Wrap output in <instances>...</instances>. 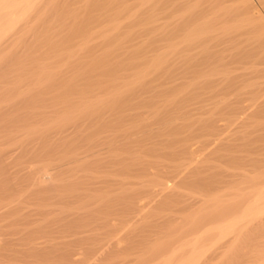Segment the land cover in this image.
I'll return each mask as SVG.
<instances>
[{"label":"bare ground","instance_id":"obj_1","mask_svg":"<svg viewBox=\"0 0 264 264\" xmlns=\"http://www.w3.org/2000/svg\"><path fill=\"white\" fill-rule=\"evenodd\" d=\"M124 1L0 0V52L4 50L9 52L11 49L10 51L14 53V49H17L20 44L24 45V53L21 51V47L18 48L20 49L18 56L13 59L9 57L11 59H8L10 62L0 69L1 81L7 83L12 81L10 84L13 87L20 83L19 86L21 87L22 82H25L23 87L27 88L31 85L29 83L35 82L34 85L39 86L34 87L32 90L36 91L40 88V92L43 86L42 88H45V91L49 89L47 91L50 93V90L56 89L55 85L67 70L66 60L73 59V57L76 59V56H82V53L85 55L89 54L95 50V47H99V51L103 55L99 54L100 57L93 58L90 62L85 61L84 65L89 66L91 69H88L93 71L94 74L96 71V74L89 76V74L91 75L89 70L88 72L90 73H88L87 77L83 78L84 80L80 79L79 77L85 75L87 71L85 69L82 71L84 66L82 69H78L79 66H77L76 73L79 72L78 77H75V79L69 77L71 81L68 82L71 83L67 86L68 89H66L65 93L57 94V92L62 91L63 85L66 86L68 82L62 83L63 85L58 84L57 86L62 88L61 90L59 88L58 91L56 90L58 95L56 97L62 98L63 95L65 97L66 94H74L78 95L80 100L86 101L89 98L87 94L90 91H85L84 89L87 90L90 87H94L95 84L101 83L100 80H103V78H106L105 81L103 80L104 84H106V81L108 84L107 87L106 85L104 87L106 88L104 89L105 94L103 93L104 97H97L98 94L96 93L95 105L89 106L88 103L82 105L83 107L76 111L78 112L76 115L77 120L74 117V120H76L74 122L75 138L72 143H75V145L80 144L76 146L74 144L72 146L71 144L66 145L65 148L67 149L65 150L70 152L72 149V153H74V151L76 152V150L80 149L82 144L85 145V148L87 146V150L82 145L81 148L85 150H82V152L79 150L80 152L74 153L73 157L66 158L65 155L64 157L63 155L60 156V159L57 157V162H63L57 166L51 164L52 167L49 165L52 160L56 164L59 163L55 161L54 157L50 162L48 159L46 160V155H49L52 150L49 153L45 151L46 154L42 161H46V164L44 163L40 167L37 166L38 168L36 167L35 170H31L28 173L29 177L26 175L28 178H26L27 181L24 184V188L19 190V186L17 191H15L16 188L14 190L17 198L15 194H7V196L5 194L3 198L6 197L8 199L10 196H14L16 200H23L25 203L36 201L37 207L40 206L39 212L44 215H50L52 211H49L52 209L62 210L61 212L59 211L60 213L58 212L61 214V216L58 214L60 216L58 220L63 221L65 226L72 225L71 220L68 218L70 217L67 213L68 211L66 212L65 210L68 198L84 200L98 196V203L95 202L96 205L100 203L98 206L101 205L105 208L117 207V204L120 205L121 203H117V197L119 201H121L120 199L122 201L125 199L124 202L121 201L124 204L120 205L122 206L120 208H123V211L125 210V213L122 212L124 215H129L133 211L135 213L141 212L140 215H142V211H145L146 207H155L161 203L164 205L167 200L173 198V200L171 199V201L166 203H176L177 208L175 207L174 212L185 214L188 209L190 211L194 210V212L190 213V215L188 214L189 217L187 215L181 217L183 218V221L180 218L181 222L178 219L179 215L178 217L170 216V212L173 211H169L167 206H165V210L168 209L169 215L160 216V220L156 219V221H153L155 223L150 222L152 227L158 229L166 226L165 229H172L171 225L179 220L181 225L177 230L180 234L174 241H171L173 237H170V234L174 235V237L177 234L170 231L169 239L165 235L162 236L163 240H158L154 237V239H149V235L148 237H143L142 240L147 241L144 244H149L150 248L155 242L161 241V243H158L161 245L154 250L153 256L151 255L153 252L146 251L147 249L153 251V248H145V252H149L153 257L152 262L154 264H172L176 258L179 259L178 262L174 261L177 264H198V262L199 264H205L203 260H207L208 256L206 258L202 250L210 247L208 248L207 245L206 248H201L202 243L200 246L202 250H198L200 248H197V244L199 241L202 242V238L211 234L212 231V237L218 232L217 236L219 239H217V242L221 239L224 240V243L220 241L225 246L223 249H226L229 243L234 240L231 235L241 228L244 231L246 229V231L244 233L240 232L244 236V241H240V243L245 242L247 244L248 240L250 243L252 240L254 242L257 238L254 235V231L256 233L264 232V218L255 222V219L264 213V120L258 121L259 123L255 124L254 129L251 130H247V128H250L249 124L246 123L248 121H243L252 116L264 115V81L261 82L264 77V68L262 69L264 67V0H132L130 2L126 0L130 6ZM132 5L136 7L133 8L131 7ZM130 7L136 10L129 9ZM140 23L143 26L142 29L137 27L138 29L140 28L139 33L143 30V34H146L144 31L147 34L144 40L140 41L138 38L139 41L135 44L134 38H136L135 36L138 37V35L133 36L136 28L132 30V27H136ZM157 33L160 37L157 36ZM243 34H249L251 38L242 40L240 35L244 36ZM140 35L143 36L142 34ZM30 36L34 37H32L33 42L26 40ZM77 38L80 39L78 40ZM130 40H132L134 45L132 43V45L130 44L131 46L129 45ZM68 43L69 46L67 45ZM45 48L49 49L47 51L55 53L51 56L49 52L44 50ZM255 48L260 53H258L260 58L258 59L257 57V60H255V55L257 54L254 53ZM42 50L46 51L43 53L44 55L39 53ZM37 51L39 52L37 53ZM99 51H94V54L98 55ZM7 52L3 53L4 56L3 54L0 55V62L8 54ZM19 52H22V55ZM251 52L254 53L255 57L253 59L255 61L252 59L253 53L250 54ZM78 59H76V62ZM64 61L66 63H62ZM1 63H4V61ZM38 64L39 66H37ZM259 65L262 66L261 69H259ZM34 67L39 69L37 73H35ZM261 73H263V77ZM65 74L68 77V74ZM61 79L60 82L62 81ZM76 79L86 81V85L84 82L81 84L82 86L85 85L86 88L80 87L77 83L80 81ZM8 87L9 89H6ZM8 87H3V90L14 92L17 88L14 89L12 87L14 89L12 91L10 89L11 86ZM27 88L24 93L28 92L30 94L31 92L29 91L31 90L29 89L32 87ZM42 90V94H46ZM21 91L17 97L24 94ZM11 92L7 93V95L10 94L8 98L13 100L15 97L11 98L13 96ZM5 93L4 91L3 94ZM91 93L93 92L91 91ZM28 94L22 95V99ZM89 95L91 96V94ZM4 96L6 94L2 98ZM31 96L28 95L27 97L31 100L33 98ZM28 98L25 100L26 103L30 101L27 100ZM48 98L50 97L48 96ZM37 100L41 101V98L38 96ZM8 101L9 104L11 102L12 108L14 101ZM25 101H22V103ZM70 101L68 106L72 107L74 103L72 104ZM32 102L35 103L33 100L30 104ZM8 103L6 104L8 105ZM14 104L17 107L20 101ZM64 118L66 119V117ZM262 118L264 117L262 116ZM219 119L220 121L225 120L227 123H235L237 126L239 125L237 122L240 119L242 120V122H239L240 128H243V130H239V126L237 128L236 134L238 133L239 138L237 135V138L220 137L218 138L219 142L215 138L218 142L216 151L223 150L225 153H222L221 158H223L220 160L212 158L219 164L224 165L225 169L222 165L218 169L216 165H214L215 167L209 165L208 162L212 161V158L208 159L210 157H205L206 159H203V156H200L201 159H199L196 153V151L198 152L201 149L199 147H203L210 137L213 138L218 135L222 125L218 124ZM253 134L256 137L252 136ZM205 137L207 141H205ZM239 139H241V142H237ZM57 148L60 149V147ZM97 148L98 150H96ZM65 150L63 151L64 153ZM83 151H86V154ZM68 165H71L70 169L64 173L62 167ZM50 171L55 172L51 174L52 172L50 173ZM171 182H173V185L170 184ZM186 185L187 187L190 185L192 187L190 189L193 190L190 193H186L188 197L180 192V187H185ZM111 194L115 196L117 194L116 199ZM20 202L17 203L20 204ZM114 202H116L115 206ZM5 205L9 210L10 216L12 213L14 216V218L11 216L13 219L9 223L14 224L16 221L14 220L16 218L14 214L19 212L16 209L20 206L16 208L11 202L5 203ZM103 207L99 208L103 209ZM120 210L117 212H121ZM54 211L56 212V210ZM113 212L114 215L117 213ZM73 214L75 215V213ZM118 214L120 215V213ZM16 216H18V213ZM123 218L124 221L127 220L124 216ZM128 218H131V216ZM112 220V218L108 217L104 219L102 224L104 229L102 228L101 232L104 230L102 234H106L109 237V240H107L109 245L113 246L114 244L119 249L121 247L120 244H124L123 241L126 238L122 233L124 228L117 226L118 223L116 224L115 220ZM118 220L120 219L118 218ZM32 222L30 223L33 224ZM36 224L38 227V223ZM100 226L99 229H101ZM129 226L131 225L129 224L127 227L129 228ZM141 227L143 228V226ZM142 228L137 232H143L145 229L142 230ZM131 229L129 228V230ZM173 230L175 229L173 228ZM123 231L125 233L126 228ZM132 231L133 229L130 234ZM152 231L155 234L158 232L155 229ZM101 232L98 231V234ZM149 232L147 233L149 234ZM136 233L134 235H137ZM130 234L126 236L130 237ZM138 234L142 235V233ZM97 236H95L96 239H98ZM239 237L242 236L239 235L237 238L239 239ZM237 238L235 239L237 240ZM91 239L94 243L95 238ZM129 239L125 240L129 241ZM138 239L136 242L141 241V239ZM78 240L80 239L78 238ZM150 242L154 243L151 245ZM45 243L47 244V242ZM233 243H235V240ZM250 243L247 247L252 246L253 243ZM104 245H101L103 246L102 248L105 247ZM214 245L211 247H215ZM31 246L33 247V245ZM235 246L242 247L240 244ZM216 247L221 248L222 246L218 245ZM235 248L232 253L229 252L231 254L229 256H232L234 252L238 254V250ZM242 248L244 249L246 246ZM242 248L239 251L243 253ZM3 249V245L0 242V250ZM43 249L34 250L37 253H42ZM92 249L97 250L94 247ZM94 250L90 251L94 252ZM138 250L140 249H137V252ZM103 251H105V248ZM135 251L132 252L131 250L134 254ZM98 252H96L97 255H99ZM208 252L210 251L208 250ZM147 253L145 254L146 256ZM205 253L207 254V252ZM218 254L219 252L214 255L218 256ZM222 255L224 256V254ZM222 255L221 257H223ZM243 255L240 254V256ZM225 256L227 257L228 255ZM235 256L233 258H236ZM261 256L263 261L264 254ZM0 257L3 258L5 256L0 254ZM147 257L149 258L150 256L148 255ZM203 257L206 259H203ZM71 258H69V262L72 260L75 263L76 259L74 261ZM200 258H202L201 262L199 261ZM238 259H235L237 263L233 264H244L242 263L244 260L238 263ZM133 262L131 263L133 264ZM228 262L230 264L232 260L229 259ZM253 262L254 260L250 264Z\"/></svg>","mask_w":264,"mask_h":264},{"label":"rangeland","instance_id":"obj_2","mask_svg":"<svg viewBox=\"0 0 264 264\" xmlns=\"http://www.w3.org/2000/svg\"><path fill=\"white\" fill-rule=\"evenodd\" d=\"M123 1V0H122ZM128 1V0H127ZM130 1H132V0H129V2ZM136 1V0H135ZM134 1V2H135ZM125 3H129V2H126V0L124 1ZM134 2H133V4H134ZM132 3V2H131ZM135 3H137V2H135ZM129 6H130V4H128ZM131 7H133V5L131 6ZM129 8V9H132V8ZM134 7H136L135 5H134ZM133 7V8H134ZM132 10H134V9H132ZM136 10V9H135ZM134 10V11H135ZM133 11V12H134ZM141 23H143V22H141ZM141 23H140V25H136V27H132V30L134 29V28H136V29H134V31H138L137 33L136 32H133V33H135V34H133V36H135V35H138V37L137 36H135L136 38H134L133 36V38H134V43L136 44V42H138L139 40L141 41V40H144L145 38H146V34H147V32L146 31H144V33H146V34H143V30L139 33V29L137 28V27H141V29H142V26H141ZM233 23V22H232ZM138 24V23H137ZM234 24V23H233ZM227 26V25H226ZM230 26H232V25H230ZM241 32V31H240ZM140 34H142L143 36H141ZM156 34V33H155ZM144 35H145V37H144ZM244 35V34H243ZM252 35V34H251ZM250 35V36H251ZM157 36H159L158 35V33H157ZM254 36V35H253ZM33 37V36H32ZM32 37L30 36L29 37V39H28V37H27V39L26 40H28V41H31V42H33L32 40ZM160 37V36H159ZM159 37H156V38H159ZM31 38V39H30ZM34 38V37H33ZM138 38H139V40H138ZM238 38H239V36H238ZM240 38H242V40L243 39H246V38H251V37H249V34L247 35V34H245L244 36H242V35H240ZM78 39V38H77ZM80 39V38H79ZM78 39V40H79ZM240 40V39H239ZM241 40V41H242ZM73 41V40H72ZM71 41V42H72ZM131 41V42H130ZM130 41H128V42H130L129 43V45L132 43L133 44V42H132V40H130ZM20 44V43H19ZM18 44V45H19ZM127 44V43H126ZM131 44V45H132ZM68 46H69V43L67 44ZM130 45V46H131ZM134 45V44H133ZM24 45L23 44H20V46L18 47V48H20L21 49V51L24 53V47H23ZM128 46V45H127ZM17 48V47H16ZM14 49V51L16 52H14L15 53V55H14V53L13 52H11L9 49H7V50H9V52H7L6 50H4L3 52H0V55H2L4 52H7L6 54V56L5 57H3L4 59L2 60L1 59V62L2 61H4V63H1L0 62V69H2L3 68V66L5 65V64H8V62H10L9 60H11V59H13V58H15V56H18V51H20V49ZM97 47H95V50L94 51H99V47L96 49ZM13 50V49H12ZM44 50H49V49H44ZM44 50H42V51H37V53L39 52L40 53V55H44L43 53H45L46 51H44ZM94 51H92L91 53H89V54H84V53H82L83 55V57L82 56H80V55H78V56H76V59L77 58H79L78 60H77V62H76V59L73 57V59L71 58V59H68V60H66V62H67V70L64 72V74L60 77V79L62 78V77H64V78H62L61 80V82H60V79L58 80V83L55 85L56 87V89L55 90H50V93L48 92L49 91V89H47L46 91L41 87V90L44 92V93H46V94H42V92H41V90H40V92H39V89L40 88H38V90H32L34 87H37V86H39V85H34V83L32 82V83H29V84H31L29 87L31 88V89H29V87L27 88V87H23V86H25V82L23 83L22 82V86L20 87L19 85L21 84H19V85H15L14 87L10 84L11 82H4V81H1L0 82V121L2 122V126H1V122H0V242L2 243V245H3V250H0V254H4V256L5 257H0V264H67V263H69V264H132L131 262H133V261H135V262H133V264H154L153 262H152V260H153V254H154V250H156V248H158L161 244H158V243H161V241L159 242V241H157V242H150V244L152 245L151 246V248H153L152 250L153 251H150L149 249H145V248H150L149 246V244H144V242L146 241H144V240H142V238L143 237H148V235L150 236L149 237V239H158V240H163V235H165V236H168L169 234H170V232L171 233H174V234H177V236L176 237H174V235H172V234H170L169 236L170 237H173L172 239L173 240H171V241H174L176 238H178V234H180L179 233V231L177 230L178 228H179V226L181 225V223L179 222V220H180V218L181 217H185L186 215L189 217V215H190V213H193L194 212V210L193 211H190V209H188V211H186L185 212V214L184 213H176V212H174V209H175V207L177 208V206H176V203L174 204V203H166L167 201H171V199L173 200V198H170V200H167L165 203H166V205H165V203H164V205L161 203L160 205H156L155 207H146L145 208V211L143 210L142 211V215H140V213L139 212H137V213H135V211H133L134 213H135V215H134V213L133 212H130V213H133V214H130L129 212V215L128 214H125L124 215V211H123V208L121 209L120 207H122V206H120L121 204L123 205L124 203H122V202H124V200L125 199H123V201H122V199H120L121 201H119L118 200V197H117V194H116V196L114 195V194H111V196L113 197H115V199H116V197H117V203H121L120 205L119 204H117V207L115 206L116 204V202H114L113 204H114V206L115 207H111V208H113V209H111L110 207L109 208H105V207H103V206H98L99 204H97L96 205V203H98L97 202V200H98V196L97 197H93V198H88V199H84V200H77V199H71V198H68L66 201H67V204H66V208H65V210H66V212L68 213V215L72 218H70V217H68L70 220H71V222H72V225H67V226H65V225H63V221H59L58 220V218L61 216V214H59L62 210H59L58 211V209H52V210H50L49 212H51L50 213V215L49 214H45L46 215V217H45V215L44 214H41L39 211H40V206H38L37 207V203H35L36 201H32V202H24L23 200H16V198H17V196H16V194H15V192H14V190H15V188H16V190L15 191H17V188L20 190V188L21 189H23L24 188V184H26V181H27V179L26 178H28L29 176V174L28 173H30V171L31 170H35V168L37 167V166H42V165H44V163L46 164V161L44 162V161H42L43 160V158L45 157V154L48 152H50L51 150H52V152L51 153H49V155L47 154L46 155V160L48 159L49 160V162H50V160L51 159H54L55 158V161L57 162V160H58V158L60 157V156H62L63 155V157H64V155L66 156V158H70V157H73V155H74V153H77V152H80L79 150H81V152H82V150H87V146H86V148H85V145L84 144H82V145H84V148L82 149L81 147H82V145H81V147H80V149H78L77 147H75L76 149H78V150H76V152L74 151V153H72V149L70 150V152H67L68 150H65V149H67V148H65L66 147V145H69V144H71V146L74 144L75 145V143H72L74 140V138H75V136H74V134H75V131H74V122L77 120V117H76V115H77V113L78 112H76L77 111V109H80V108H82L83 106L82 105H84V104H86V103H88V105L90 106V105H95V100H96V95L98 94V96L97 97H104V89H106V88H104L105 87V85H106V87H107V81H106V84H104L105 82H103V80L105 81V79L103 78V80H100L101 81V83H97V84H95L94 85V87H90V88H88L87 90L86 89H84L85 91H90V92H88L89 94H91V96L89 95V94H87L88 95V97L89 98H87V100L85 101V100H80L79 98H78V95H67L66 94V98L64 97V95L62 96V98H58V97H56V96H58L57 94H59V93H65L67 90L66 89H68V87L67 86H69L70 85V83L68 82V81H71V79H69V77L70 78H72V79H75V77H78V75H79V72L78 73H76L77 71V66H79L78 67V69H82V67L85 65V61L86 62H90L91 60H93V58H96V57H100V55L99 54H101V52L99 51L98 52V55L97 54H94L95 52ZM21 52V53H22ZM47 52H49V51H47ZM20 53V52H19ZM20 53V55H22ZM36 53V54H37ZM50 53V55L52 56L55 52H49ZM97 53V52H96ZM253 52H251L250 54H252ZM254 53H259V51H258V49L257 48H255V52ZM254 53L252 54V59L255 57V60H257L256 58L258 57V59L260 58V56H259V54L257 55H255L254 56ZM17 54V55H16ZM14 55V56H13ZM38 55V54H37ZM101 55H103V53L101 54ZM3 56H4V54H3ZM91 56V57H90ZM9 57H11V59L9 58ZM81 57H82V59H81ZM1 58V57H0ZM83 58H85V59H83ZM89 60H88V59ZM9 59V60H8ZM81 59V60H80ZM87 59V60H86ZM254 60V59H253ZM254 60V61H255ZM5 61H7V62H5ZM71 61V62H70ZM79 61V62H78ZM65 61L64 62H62V63H66ZM72 62H73V65H72ZM76 62V63H75ZM82 62V63H81ZM71 63V64H70ZM75 63V64H74ZM69 65V66H68ZM75 65V66H74ZM37 66H39V64L37 65ZM5 67V66H4ZM72 67V68H71ZM76 67V68H75ZM259 69H261V65H259ZM35 69L34 70H36V72L33 70V72H35V73H37L38 71L37 70H39L37 67H34ZM70 68V69H69ZM88 68H90L89 66H84L83 67V70L82 71H84V69L87 71V73L85 74V75H83V76H80L79 78L80 79H85L86 77H87V75H88V73H90L91 72V75L89 74V76H93V75H95L96 74V71H95V74H94V72L93 71H91L90 69H88ZM264 67H262V69H263ZM73 69H75V70H73ZM90 70V72H88ZM68 71H70V73H68ZM75 71V72H74ZM33 72H32V75H33ZM73 72V73H72ZM65 73H67L68 74V77L67 76H65L66 74ZM74 73H76L77 74V76H76V74H74ZM264 73V72H263ZM263 73H261V75L263 74ZM75 75V76H74ZM73 76V77H72ZM262 77H263V75H262ZM262 77H260V78H262ZM63 79H65V80H63ZM83 79V80H84ZM77 81H80V82H77L78 84H79V86L81 87L82 85V83L84 82V81H82V80H78V79H76ZM259 80H261V79H259ZM82 81V82H81ZM264 81V77L262 78V80H261V82H263ZM4 82V83H3ZM66 82H68V83H66ZM102 82H103V84H102ZM65 84L66 83V86L65 85H63V84ZM86 83V81L84 82V84ZM4 85V86H2V85ZM6 84V85H5ZM28 84V83H27ZM26 84V85H27ZM58 84H62L63 85V88L62 87H58L57 85ZM83 84V85H84ZM99 84H101V85H99ZM62 85H59V86H62ZM86 85V84H85ZM85 85L84 86H82V88H86L85 87ZM97 85V86H96ZM5 86H11V88L10 89H12V91H14V89L17 87V88H19V89H17L16 88V90L14 91V92H11V90H3V87H5ZM19 86V87H18ZM28 86V85H27ZM14 89H13V88ZM103 87V88H102ZM26 88L27 89H29V90H31V91H29V92H33L32 94L30 93V94H28V92L27 93H24V90H26ZM47 88V87H46ZM58 88H59V90H61V88H62V91L61 92H57V94H56V90L58 91ZM94 88V89H93ZM6 89H9V87L8 88H6ZM102 89V90H101ZM22 90V91H21ZM94 90V91H93ZM259 90H261V88H259ZM263 90H264V87H263ZM262 90V91H263ZM4 91L6 92L5 94H6V96H4V98H2V96L3 95H5V94H3L4 93ZM22 92V93H24V94H22V95H24L25 96V94H28L29 96H33V94H34V92H36L35 93V95L34 96H36V97H34L33 96V98H36V99H33V98H31V100H30V98H28L27 96L28 95H26V97L24 98V99H22L23 98V96L21 95V93H20V95L21 96H19V97H17L18 96V93L19 92ZM53 91V92H52ZM91 91L93 92V93H91ZM103 91V92H102ZM12 93L13 94V96H11V98H13V97H15V98H13V100H11L10 98H8V97H10L9 95L10 94H8L7 95V93ZM48 92V93H47ZM102 92V93H101ZM3 95H2V94ZM17 93V94H16ZM97 93V94H96ZM104 93V94H103ZM11 94V95H12ZM39 94V95H38ZM49 94V95H48ZM96 94V95H95ZM16 95V96H15ZM53 95V96H52ZM62 95V94H61ZM31 96V97H32ZM38 96L41 98V101H43V102H41L40 100H37V98H38ZM48 96L50 97V98H48ZM55 96V97H54ZM73 96V97H72ZM95 96V97H94ZM53 97V98H52ZM64 97V98H63ZM26 98H28L27 100H30V101H28V103H29V105H28V103H26ZM73 100H72V99ZM4 99V100H3ZM14 99H15V101H14ZM18 99V100H17ZM45 99V100H44ZM67 99V100H66ZM69 99V100H68ZM79 99V100H78ZM8 100H10V101H14V103H18L19 101H20V104H17V107H15L16 106V104H12V108H11V102H10V104L8 103L9 101ZM35 101V103H33L32 102V104H30V102L31 101ZM71 100V101H70ZM8 101V102H7ZM22 101H25V102H23L22 103ZM39 101V102H38ZM68 101V102H67ZM69 101L73 104V106L72 107H70V106H68V104H69ZM6 103H8V105L6 104ZM91 103V104H90ZM248 103V102H247ZM22 104V105H21ZM25 104V105H24ZM244 104H246V103H244ZM14 106V107H13ZM9 107V108H8ZM24 107V108H23ZM21 114V115H20ZM23 114V115H22ZM28 116V117H27ZM261 115H256V116H252V117H250V118H247V119H245V120H243L244 122L245 121H248V122H246L247 124H249V127L250 128H247V130H251V129H254L253 127H254V125L255 124H257V123H259L260 122V120L261 121H263L264 120V118H262V116L264 117V115H262L261 117H260ZM64 117H66V119L64 118ZM74 117H76V120H74L75 118ZM257 117V118H256ZM258 117H260V118H258ZM15 118V119H14ZM68 118H70V119H68ZM13 119V120H12ZM15 120V121H14ZM255 120V121H254ZM12 121H13V123H12ZM223 121V122H222ZM225 120H221L220 121V119H219V122H218V124H222L221 125V130L218 132V135L217 136H215V137H213L214 139L216 138L217 140H218V138H237V136H238V138L240 137L239 135H238V133L236 134V131H237V128H238V126H239V130H243V128H240V123L239 122H242V120H240L239 119V122H237L239 125L237 126V124H235V123H227L226 121L224 122ZM259 121V122H258ZM10 125H11V127H10ZM223 125H225V126H223ZM251 125V126H250ZM73 126V127H72ZM6 127V128H5ZM6 129V130H5ZM9 130V131H8ZM65 131V132H64ZM64 133V134H63ZM257 133V132H256ZM9 134V135H8ZM235 135V136H234ZM237 135V136H236ZM257 135V134H256ZM62 136V137H61ZM252 136H254V134L252 135ZM251 136V137H252ZM250 137V136H249ZM254 137H256V136H254ZM212 137H210V139L207 141L206 140V137L204 138L205 139V141H207L206 142V144H204L203 145V147H199V148H201V149H199V153L196 151V153H197V158L199 157V159H201L200 158V156H203V159H206L207 157H210V158H208V159H211L212 157H214V158H218L219 160L220 159H222L221 158V155H222V153L224 154L225 153V151H223V150H219V151H216L217 149V147H218V142H219V140H218V142H217V140L215 141L214 139H213ZM243 138V137H242ZM55 139V140H54ZM69 139V140H68ZM213 141H215V142H213ZM56 140H57V142H56ZM55 141V142H54ZM71 141V142H70ZM241 142V139H239V140H237V142ZM213 142V143H212ZM85 143V142H84ZM88 143V142H87ZM87 143H86V145H87ZM216 143V144H215ZM64 144V146H62ZM80 144V143H79ZM79 144H76V145H79ZM56 147H55V146ZM59 145V146H58ZM75 145V146H76ZM200 145V144H199ZM198 145V146H199ZM207 145V146H206ZM214 145V146H213ZM54 146V147H53ZM196 146H197V144H196ZM217 146V147H216ZM48 147V148H47ZM50 147V148H49ZM53 147V148H52ZM57 147H60V149L59 148H57ZM74 147V146H73ZM89 147V146H88ZM211 147H212V149H211ZM99 148V147H98ZM98 148L96 149V150H98ZM92 149V148H91ZM49 150V151H48ZM55 150V151H54ZM65 150V153L63 152ZM92 150H95V149H92ZM45 151H46V153H45ZM201 151V152H200ZM215 151H216V153H215ZM44 152V153H43ZM57 152V153H56ZM86 152V151H85ZM84 151H83V153H85ZM88 152V151H87ZM59 153V154H58ZM62 153V154H61ZM67 153H69V154H67ZM83 153H80V154H83ZM212 153V154H211ZM215 153V154H214ZM71 154V155H70ZM86 154V153H85ZM53 155V156H52ZM69 155V156H68ZM220 155V156H219ZM43 156V157H42ZM68 156V157H67ZM54 157V158H53ZM58 157V158H57ZM206 157V158H205ZM50 158V159H49ZM65 158V159H66ZM214 158H212V161L210 160L209 162H208V164L209 165H212V166H214V165H216V167H217V169L218 168H221V165L222 164H219L217 161H215V159ZM57 159V160H56ZM60 159V158H59ZM64 159V160H65ZM45 160V159H44ZM68 160V159H67ZM214 160V161H213ZM48 162V161H47ZM63 162V161H62ZM61 161H58L57 163H59V164H56L55 162H53V160H52V163L50 162L49 163V165L52 167V165L54 164V165H60L61 163H62ZM52 164V165H51ZM218 165V166H217ZM56 166H54V167H56ZM70 166L71 165H68V166H65V167H62L63 168V170H64V173H65V171L67 172L69 169H70ZM220 166V167H219ZM223 167H224V165H222ZM215 167V166H214ZM38 168V167H37ZM65 168V169H64ZM227 168V167H226ZM3 169V170H2ZM61 169V168H60ZM224 169H225V167H224ZM2 171V172H1ZM58 171V170H57ZM52 172V173H51ZM53 172H55V171H50V173L51 174H53ZM60 172V171H59ZM4 173V174H3ZM58 173V172H57ZM62 173H63V171H62ZM55 174V173H54ZM8 175V176H7ZM26 175L28 176V177H26ZM56 175H58V174H56ZM64 175V174H63ZM6 177V178H5ZM6 179V180H5ZM26 179V180H25ZM20 180V181H19ZM2 181V182H1ZM6 181V182H5ZM13 181V182H12ZM4 182V183H3ZM6 183V184H5ZM12 183V184H11ZM21 183V184H20ZM173 182H171L170 184H172ZM3 184V185H2ZM6 186H5V185ZM18 184V185H17ZM15 185H17V186H15ZM173 185V184H172ZM5 187V188H4ZM14 187V188H13ZM185 187H187V185L185 186ZM185 187H180V192L184 195H186L187 196V194L186 193H190V192H192L193 190L192 189H190V185H188V187L187 188H185ZM9 189V190H7V189ZM12 188V189H11ZM192 188V187H191ZM3 189V190H2ZM4 190H6L5 192H3ZM11 191V192H10ZM183 191V192H182ZM8 192V193H7ZM4 194V195H3ZM5 194H6V196H7V194L8 195H12V194H15V197L14 196H10V198H6V197H4L3 198V196H5ZM186 196H184V197H186ZM188 197V196H187ZM10 199V200H9ZM174 199H176V198H174ZM5 200H6V202H5ZM13 200V201H12ZM69 200H70V204H69ZM99 200H100V198H99ZM16 201V202H15ZM19 201H21L20 202V204L19 203H17V202H19ZM9 202H11V203H13V206H15L16 208L18 207V206H20V207H18V208H20V209H16V210H19V212H17L18 213V216H16L17 215V213H15L14 215H15V219L14 220H16L15 221V223L14 224H10L9 223V221L10 220H12L13 218H14V216H13V213L11 214V216H13V218L10 216V213H8V209H7V207H6V205H5V203L7 204V203H9ZM73 202V203H72ZM78 202V203H77ZM96 202V203H95ZM101 202V201H100ZM23 203H25V204H27V205H25V204H23ZM102 203V202H101ZM93 204V205H92ZM35 205V206H34ZM69 205H70V207H69ZM96 205V206H95ZM72 206V207H71ZM88 206V207H87ZM165 206H167V208L169 209V211H173V212H170V216H172L173 215V217H178V215H179V217H178V222L177 223H175V224H172L171 225V227H172V229L170 228V226H169V228L170 229H165L166 228V226H162L161 228H158V229H156V228H154V227H152V222L155 220L156 221V219H158V220H160V216L162 217H164V216H167V215H169V211H168V209L167 210H165L166 209V207ZM6 207V208H5ZM86 207V208H85ZM99 207H103V209L102 208H99ZM124 207V206H123ZM165 207V208H164ZM119 208V209H118ZM164 208V209H163ZM38 209V210H37ZM121 209V210H120ZM163 209V210H162ZM171 209H173V210H171ZM193 209V208H192ZM191 209V210H192ZM196 209V208H195ZM6 210V211H5ZM54 210H56V212L54 211ZM74 210V211H73ZM94 210V211H93ZM118 210H120L121 212H117ZM6 213H5V212ZM38 211V212H37ZM113 211H115V212H117L115 215H114V212ZM37 212V213H36ZM59 212V213H58ZM72 214H71V213ZM122 212H124V213H122ZM145 212V213H144ZM25 213V214H24ZM73 213H75V215H77V216H75ZM103 213V214H102ZM118 213H120V215L118 214ZM127 213V212H126ZM23 214V215H22ZM40 214V215H39ZM58 214L60 215V216H58ZM113 216H112V215ZM123 214V215H122ZM181 214H184V215H181ZM189 214V215H188ZM73 215V216H72ZM79 215V216H78ZM92 215H94L93 217H92ZM122 215V216H121ZM143 215H145L144 217H143ZM5 216V217H4ZM9 216V217H8ZM75 216V217H74ZM81 216V217H80ZM85 216V217H84ZM90 216V217H89ZM117 216H118V218L120 219V220H118V218H117ZM120 216H121V218H120ZM123 216L128 220H125L124 221V218H123ZM127 216V217H126ZM131 216V218H128V217H130ZM134 216V217H133ZM2 217V218H1ZM74 217V218H73ZM87 217V218H86ZM103 217V218H102ZM112 218L113 220L112 221H114L115 220V223L117 224V226H122V229L123 230H125V228H126V232L124 233V231L122 230V233L124 234V236L126 237L125 239H129L130 237H132V238H130L129 239V241H127V240H125L124 239V241H123V243L124 244H120V250L118 249V247H115L114 246V244H113V246H111V245H109V243L107 242V240H109V237H107V235L105 234H102V232L104 231H102L101 232V230H102V228L104 229V227H103V222H104V219L105 218ZM133 217V218H132ZM41 218V219H40ZM46 218V219H45ZM50 218V219H49ZM52 218V219H51ZM56 218V219H55ZM86 218V219H85ZM95 218V219H94ZM117 220H116V219ZM141 218V219H140ZM261 218H264V213L263 214H261V216L259 215V218H256L255 219V222H257V221H259ZM8 219V220H7ZM30 221H29V220ZM39 219V220H38ZM81 219V220H80ZM89 219V220H88ZM103 219V220H102ZM162 219V218H161ZM182 219V221H183V218H181ZM43 220V221H42ZM51 220V221H50ZM57 220V221H56ZM80 220V221H79ZM86 220V221H85ZM96 220V221H95ZM129 220H132V221H129ZM33 221V222H32ZM36 221V222H35ZM38 221V222H37ZM42 221V222H41ZM58 221H59V223H58ZM136 221H138L137 223H136ZM146 223H145V222ZM181 221V220H180ZM181 221V222H182ZM25 222V223H24ZM26 222H27V224H26ZM30 222H32L33 224H31ZM141 222H144V223H141ZM151 222V223H150ZM22 223V224H21ZM36 223H38V227H37V224ZM49 223V224H48ZM57 223V224H56ZM62 223V224H61ZM91 223V224H90ZM137 225H136V224ZM138 223H141V224H138ZM153 223H155V222H153ZM7 224V225H6ZM10 224V225H9ZM52 224V225H51ZM78 224V225H77ZM84 224V225H83ZM120 224V225H119ZM131 225V226H129V228H132L133 229V234H132V232H131V234H130V231L132 230H129V228L127 227L128 225ZM133 224V225H132ZM149 225V227H148V225ZM30 225V226H29ZM41 225V226H40ZM83 225V226H82ZM99 225H101L100 226V228L101 229H99ZM138 225H141V226H143V228L141 227V226H139L138 227ZM146 225V226H145ZM29 226V227H28ZM71 226V227H70ZM124 226V227H123ZM126 226V227H125ZM145 226V227H144ZM35 227V228H34ZM41 227V228H40ZM44 227V228H43ZM137 227V228H136ZM176 227V228H175ZM13 228V229H12ZM39 228V229H38ZM69 228V229H68ZM135 228V229H134ZM139 228V229H138ZM140 228H142V230L143 229H145L143 232H145V234H143V232H141V231H139V232H137L138 230H140ZM149 228L151 231L149 232V229L147 230V229ZM157 230L158 232H156V234L155 233H153V231L152 230ZM173 228L176 230H173ZM30 231H29V230ZM47 229V230H46ZM59 229V230H58ZM66 229H68V231H66ZM94 229V230H93ZM127 229H128V231H127ZM137 229V230H136ZM165 229V230H164ZM46 230V231H45ZM57 230V231H56ZM60 230H61V232H60ZM64 230V231H63ZM70 230V231H69ZM243 228H241V229H239L236 233H234V234H232L231 235V237H233V239L235 240V243H233L232 244V242H234V240H232L230 243H229V245H228V247L226 248V249H223V247H225V246H223L224 244H222V243H224V240H219L218 242H217V239H219V237L217 236L218 235V232H217V234L216 235H214L213 237H214V239H213V237H212V232H211V234H208L207 236H205V237H203L202 238V242L201 241H199V243L197 244V248H200V246L202 245V243H203V247L201 246V248H206V246L208 245V248L209 249H207V251H206V249H204V250H202L201 248L200 249H198V250H202V251H204V254H205V256H206V258H207V256H208V258H207V260H203V262H205V264H224V262L225 261H227V259H228V261H229V259L230 260H232V262H230V264H233V263H237V259H238V263H239V261H242V260H244L242 263H244V264H250V262H252L253 260H254V262L253 263H251V264H256V263H259V262H262V263H259V264H264L263 263V261H264V258H263V261L261 260L262 259V254H264V232H257L256 233V231H254V235H256L257 236V238L254 240V242H253V240L251 241V243L249 242V240L247 241L248 243L246 244L245 242V246H246V248H242V247H245L244 246V243H240V241H244V236H243V233L246 231V229H245V231L243 230ZM40 231V232H39ZM56 231V232H55ZM98 231L99 232H101V233H99L98 234ZM163 231V232H162ZM170 231V232H169ZM28 232V233H27ZM33 232V233H32ZM46 232V233H45ZM93 232V233H92ZM137 232V233H136ZM147 232H149V234L147 233ZM240 232H243V233H240ZM42 233V234H41ZM46 235H45V234ZM98 234V236H97V234ZM121 233V234H122ZM127 233V234H126ZM134 233H136L137 235H134ZM138 233H142V235H139ZM147 233V234H146ZM161 234L160 236H159V234ZM167 233V234H166ZM214 233H215V230H214ZM260 233V234H259ZM122 234V235H123ZM130 234V237L129 236H126V235H129ZM150 234H152V235H150ZM207 234V233H206ZM248 234V233H247ZM27 235V236H26ZM31 235V236H30ZM94 237H93V236ZM102 235V236H101ZM131 235H133V236H131ZM242 236V237H239V239L237 238L238 236ZM244 235H246V234H244ZM253 235V234H252ZM29 236V237H28ZM86 236V237H85ZM95 236H97V238L99 239H96V237ZM104 236H105V238H104ZM169 236L168 237H166L167 239H169ZM180 236V235H179ZM88 237V238H87ZM103 237V238H102ZM133 237H135L134 239H133ZM154 237V238H153ZM207 237V238H206ZM216 237V238H215ZM78 238L80 239V240H78ZM91 238H95L94 239V243H93V240L91 239ZM139 238V239H138ZM235 238H237V240L235 239ZM263 238V239H262ZM88 241H87V240ZM140 240L141 239V241H137L136 242V240ZM164 239H165V237H164ZM171 239V238H170ZM204 239V240H203ZM225 239V238H224ZM77 240V241H76ZM106 241V243H105V241ZM134 240H135V242H134ZM216 242H215V241ZM8 241H11V242H8ZM99 241V242H98ZM155 241V240H154ZM203 241H205V242H203ZM211 241H213L212 243H211ZM220 241H222V243L220 242ZM31 242H32V244H31ZM37 242V243H36ZM43 242V243H42ZM45 242H47V244L45 243ZM79 242V243H78ZM89 242V243H88ZM92 242V243H91ZM128 242H130V243H128ZM132 242V243H131ZM147 242V241H146ZM145 242V243H146ZM215 242V243H214ZM39 243H41L42 244V246H41V244H40V246H39ZM52 243V244H51ZM104 245V243H105V251H103L104 250V248H102L103 246H101L102 244ZM134 243V244H133ZM149 243V242H148ZM215 245H214V244ZM217 243V244H216ZM221 243V244H220ZM249 243L250 244H252V246L250 247H247L248 245H249ZM263 243V244H262ZM6 244H8V245H6ZM44 244V245H43ZM55 244V245H54ZM67 244V245H66ZM90 244H92V245H90ZM101 244V245H100ZM129 244H131V245H129ZM135 244H137V245H135ZM140 244V245H139ZM158 245L157 247H156V245ZM212 244V245H211ZM230 244H232L231 246H230ZM237 244H240V246H242V247H240V248H242L243 250V253L242 252H240L239 251V246H235V245H237ZM31 245H33V247L31 246ZM36 245H38V246H36ZM49 246V247H47V246ZM98 245V246H97ZM100 245V246H99ZM141 247H139V246ZM142 245V246H141ZM215 246V247H211V246ZM222 246L221 248H218V247H216V246ZM29 246V247H28ZM43 246H45V247H43ZM64 246V247H63ZM72 246V247H71ZM92 246V247H91ZM110 246V247H109ZM130 246V247H129ZM133 246H134V248H133ZM136 246V247H135ZM143 246H144V248H143ZM154 246V247H153ZM233 246V247H232ZM254 246H255V248H254ZM44 249H43V248ZM97 248V250L95 249H92V248ZM103 249H101V248ZM139 247V248H138ZM237 248V250H238V254L236 253V252H234L235 254H236V256H235V254L233 253V255L232 256H229V255H231L230 253H232L233 251H234V248ZM259 249H258V248ZM43 249L42 250V253L40 252H38L37 253V251L36 250H34V249ZM49 248H51V249H49ZM98 248H100V249H98ZM123 250H122V249ZM128 250H126V249ZM131 248V249H130ZM143 248V249H142ZM150 248V249H151ZM215 250H214V249ZM235 248V249H236ZM248 248V249H247ZM46 249V250H45ZM134 249V250H133ZM137 249H140V250H138V252H137ZM213 249V250H212ZM233 249V250H232ZM32 250H34V251H32ZM55 250V251H54ZM90 250H94V252H91ZM98 250H100L99 252H98ZM117 250H119V251H117ZM131 250H132V252L133 251H135V254L134 253H132L131 252ZM145 250L146 251H149L150 253L151 252H153L151 255H150V253L148 252H145ZM208 250L212 253H210V252H208ZM217 250V252H215ZM220 250V251H219ZM223 250V251H222ZM227 250H228V252H227ZM252 250V252H250ZM259 250V251H258ZM27 251V252H26ZM51 251V252H50ZM75 251V252H74ZM126 251V252H125ZM213 251V252H212ZM29 252H30V254H29ZM44 252V253H43ZM65 252V253H64ZM91 252V253H90ZM96 252H98L99 253V255H97L96 254ZM104 252V253H103ZM111 252V253H110ZM113 252H115V253H113ZM117 252V253H116ZM145 252V253H144ZM205 252H207V254L205 253ZM215 252V253H214ZM219 252V254H218V256H215V255H217V253ZM220 252H222L221 254H220ZM230 252V253H229ZM239 252H240V254H245V255H243V256H240V254H239ZM255 252V254L253 255V253ZM261 252H263V253H261ZM34 253V254H33ZM51 253V254H50ZM54 253V254H53ZM71 253V254H70ZM94 253H95V256H94ZM113 253V254H112ZM128 253V254H127ZM130 253V254H129ZM140 253V254H139ZM147 253V256L149 255L150 257L148 258L145 254ZM226 253H228V254H226ZM259 253V254H258ZM261 253V254H260ZM66 254V255H65ZM101 254H102V256H101ZM116 254V255H115ZM204 254H203V256H204ZM215 254V255H214ZM222 254H224V256L222 255ZM247 254V255H246ZM7 255V256H6ZM49 255V257H47V256ZM73 255H74V257H73ZM209 255H210V257H209ZM221 255L223 256V257H221ZM225 255H228L227 257L225 256ZM260 255V256H259ZM101 256V257H100ZM144 256V257H143ZM212 256V257H211ZM214 256H215V258H214ZM233 256H235L236 258H233ZM261 257V258H259V257ZM8 257V258H7ZM71 258V259H74V261H75V259H76V261H75V263L72 261H70L69 262V258ZM77 257H78V259H77ZM100 257V258H99ZM137 257H139V259H137ZM146 257V258H145ZM218 259H217V258ZM219 257H221V258H219ZM238 257V258H237ZM240 257H242V258H240ZM247 257V258H246ZM249 257H252L253 258V260H252V258H249ZM63 258V259H62ZM95 258H97V259H95ZM99 258V259H98ZM102 258V259H101ZM132 260H131V259ZM205 257H203V259H204ZM205 258V259H206ZM227 258V259H226ZM247 259V260H245V259ZM127 259V260H126ZM134 259H136V260H134ZM143 259V260H142ZM148 259V260H147ZM202 258H200V262L202 261L201 260ZM236 259V260H235ZM68 260V261H67ZM80 260V261H79ZM126 260V261H125ZM131 260V261H130ZM223 262H222V261ZM255 260H258V261H256L255 262ZM260 260V261H259ZM66 261V262H65ZM124 261V262H123ZM146 261H148L147 263H146ZM174 261H179V259H175V260H173V262H172V264L174 263ZM225 262V264H229V262ZM236 261V262H235ZM177 262H175L174 264H177ZM198 264H199V262H198ZM201 264V263H200Z\"/></svg>","mask_w":264,"mask_h":264}]
</instances>
